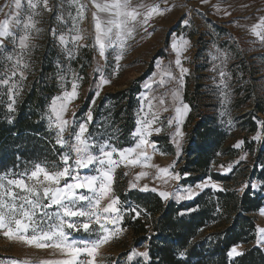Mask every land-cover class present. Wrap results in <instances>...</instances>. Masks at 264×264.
Masks as SVG:
<instances>
[{
	"label": "rangeland",
	"instance_id": "1",
	"mask_svg": "<svg viewBox=\"0 0 264 264\" xmlns=\"http://www.w3.org/2000/svg\"><path fill=\"white\" fill-rule=\"evenodd\" d=\"M6 1L9 0H0V25L6 19L10 21L8 34L0 37V107L12 119L25 95L35 87L36 95L42 97L37 109V123L48 134L46 138L52 141L53 150L58 155L57 162H48L46 167L36 165L25 170L0 172V212L5 214L6 221L12 215L9 206H14L15 219L28 224L26 235L31 236L33 230L37 234L56 231L62 224L68 242L80 248L109 232L114 233L97 249L94 257L80 252L75 264H127L136 254H142L147 244L136 246L131 230L124 225L132 206L120 198L123 189L155 192L164 202H169L172 199L193 200L207 189L225 188L224 183L205 177L203 172L198 181L191 182L189 177L198 173L180 171L185 160L189 159L187 155H192L189 150L190 128L206 117H212L215 127L224 132V147L236 151L232 156H219L206 172L236 173V177H242L240 173H249L247 182L254 191L260 190L263 183L252 178L251 174L260 173L264 178V114L257 112L259 106L264 107V0L193 3L130 0L127 10L138 13L135 20L116 15L121 9L111 5L117 0H101L100 5H109V9L103 12L96 7L95 0L94 3L92 0H62L58 10L35 12L28 4L25 11L11 10L1 17ZM152 8H157L160 14L153 13L145 23ZM127 19L131 23L122 27L109 23ZM129 30L131 35L127 34ZM25 37L26 46L22 47L21 41ZM173 44L177 47L173 48ZM177 59L180 65H177ZM181 67L187 71L182 73ZM143 75L132 107L135 125L132 144L117 148L111 141L116 140L114 131L120 128L123 118L116 121V106L107 100L96 117L93 109L100 99H106L107 93L128 89ZM101 80L110 83L102 84ZM73 85L77 93L75 97L71 95ZM161 87L164 94H156ZM89 93L92 98L88 108L84 109ZM183 105L189 110L184 111L181 118L176 109H183ZM244 114H250V118L242 121ZM190 115L193 118L187 128L185 125ZM251 121L256 122L255 131H251ZM92 124L94 127L90 131ZM60 128H63L62 132ZM142 140L146 142L141 143ZM77 148L81 151L78 152ZM127 149L135 151L129 153L125 151ZM105 150L112 153L111 160L105 156ZM86 156H92L94 160L87 167L78 165L77 160ZM133 159L136 164L129 163ZM37 166L49 174L62 172L65 168L68 173L59 177L58 183L45 180L43 174L37 181L31 178ZM161 169L168 171L164 173ZM104 172L112 176L111 182ZM91 176L99 177L93 185L96 191L77 187L71 190L74 193L71 198L64 193L61 195L65 196L62 202L73 210L94 215L65 216L63 209L55 204L52 209L45 208L51 200L43 196L44 187L52 190L51 196L56 188L83 183L85 177ZM20 179L40 191V197L9 183ZM101 181L107 185L108 192L100 210L93 212L90 207L94 196L101 193ZM145 186L147 190H144ZM245 187L246 183H242L234 189ZM160 193H167V198ZM24 196L39 201L31 220L21 215V205L24 210L33 211L21 199ZM79 196L87 199L79 200ZM113 200L125 203L121 211L105 212ZM117 203L113 205L115 209ZM139 215L135 213V217ZM253 217L257 225V239L253 246L264 251V233L260 232L264 229V203ZM69 223L77 225V234H72L74 228H69ZM85 223L89 225L87 231L83 228ZM9 226L15 230L14 222ZM5 230L0 229V264H53L72 259L59 248L36 247L9 239L4 235ZM245 247L233 248L242 253ZM232 249L230 258L237 256L230 255Z\"/></svg>",
	"mask_w": 264,
	"mask_h": 264
},
{
	"label": "trees",
	"instance_id": "2",
	"mask_svg": "<svg viewBox=\"0 0 264 264\" xmlns=\"http://www.w3.org/2000/svg\"><path fill=\"white\" fill-rule=\"evenodd\" d=\"M145 75L136 79L128 89L107 93L106 99H100L93 109L96 117L100 107L109 100L116 106L115 118L122 124L111 141L117 148L132 144L134 119L132 107L140 83ZM35 87L25 95L16 115L9 119L0 107V172L25 170L36 165L47 166L48 162H57L58 155L53 150V143L48 134L37 123L42 97L36 95ZM36 95V96H35ZM92 94L89 93L84 109L88 108ZM257 112L264 114V107ZM189 116L185 127L192 122ZM250 114H244L242 121ZM251 131L257 128L251 121ZM94 125L90 126L92 131ZM191 129L189 150L192 154L180 169L182 173H198L189 180L196 182L201 174L225 184L223 190L207 189L193 200L164 202L155 192H142L136 189H123L120 198L132 209L139 211L135 217L132 211L125 216L124 225L131 230L134 244H147L142 254H136L127 264H264V251L253 243L257 239V225L253 214L263 207L264 178L260 173H252L263 183L259 191H254L249 173L222 175L206 172L211 163L219 156H232L236 152L231 147H224V132L214 125L212 117H206L194 123ZM51 138V137H49ZM54 142V141H53ZM58 149L59 147L56 146ZM202 173V174H203ZM241 180V181H239ZM246 183L242 190L234 187ZM245 245L240 255L229 257V251L236 246Z\"/></svg>",
	"mask_w": 264,
	"mask_h": 264
},
{
	"label": "snow or ice",
	"instance_id": "3",
	"mask_svg": "<svg viewBox=\"0 0 264 264\" xmlns=\"http://www.w3.org/2000/svg\"><path fill=\"white\" fill-rule=\"evenodd\" d=\"M130 3V0H123V3L120 2V0H117V2L113 5H111V7L116 8V9H121V11L117 12L116 15H123L125 17H131L132 20H135L136 16L138 15V13L135 10H131L128 11V5ZM15 6L17 8L20 7V2L19 0H15ZM34 6V5H33ZM45 6H46V0H45ZM97 8L100 9V11H107L109 9V5L105 4V5H100L97 4L96 5ZM153 13H159V10L157 8H152L147 16L145 17V23L147 22V19L149 17L152 16ZM29 21L31 22V18H29ZM10 21L9 20H4L3 25H0V37L6 36L8 34L7 32V28L9 25ZM109 23H116L117 27H122V25L127 24V20L122 21V22H115V21H109ZM27 26V25H26ZM259 27V25L257 26ZM100 25L97 24V29L99 30ZM108 31L110 32L111 29H108ZM123 31V29H122ZM253 31L255 32L256 35H260L259 32H256L255 28L253 29ZM128 35H131V31L129 30ZM27 39V37H25L22 41H21V46H26L24 41ZM77 39H82V37H77ZM262 39H264V37H262ZM61 40H63V37H61ZM187 43V42H185ZM177 46L175 44H173V48H176ZM101 48H103V44H101ZM101 54H103V52H101ZM177 65H180V60L177 59L176 61ZM187 69H184L181 67V72L184 73L186 72ZM102 84H108L110 83V81L108 80H101ZM73 97H75L77 95L76 91H75V85H73V92L71 94ZM96 95H99V92L96 93ZM55 110V109H54ZM188 106L187 105H183V109L181 108H177L176 111L177 113L181 116V118H183V112L187 111ZM58 118H59V114ZM63 123H67V121H63ZM59 127V125H57ZM85 129L82 126L81 127V132H83ZM60 131H63V128H60ZM77 140H80V137H77ZM81 143H84L83 141H80ZM146 141H141V143H145ZM140 145H137V147H139ZM177 147H179V145H177ZM237 147H239V144L237 145ZM77 151H81L80 148H77ZM129 153L134 152L135 149H127L125 150ZM124 153L121 152V156H123ZM105 156L109 157V160H111V156L112 153L111 152H106ZM65 160H67V158H65ZM94 160V157L92 156H86L83 159H78L77 160V164L78 165H82L84 167H87L92 161ZM101 164L104 163L103 160L100 161ZM129 163L131 164H136L137 161L135 159L130 160ZM144 166H148V165H144ZM162 172L167 173V169H161ZM68 173V169L65 168L62 172H57L55 174H49L43 167L37 166L36 169L34 171H32L31 173V178L34 180L39 181V177L41 174H43L44 179L45 180H49L52 181L53 183H58V178L65 176ZM107 180L109 182L112 181V176L109 175L108 172H104L103 174ZM141 175H144L143 173ZM174 178H178V177H174ZM97 179H99V177L96 176H91V177H85L83 183H77V184H66L64 188H56L53 191V194L50 196V190L48 187H44L43 188V196L47 197L51 200V204H55L58 205L60 208L63 209V213L65 216H85L88 215L89 217H91L92 215H94V213L92 212H85L83 210L80 211H75L73 210L71 207H69L67 204L63 203V199L65 198V196H62L61 193H64L68 198H71L72 196H74V193H72V189L77 188V187H88L89 190L92 191H96L95 188H93L94 183L97 181ZM10 184L16 185L17 187L23 189L25 192L27 193H32L33 195H35L36 197H40L41 193L40 191H38L35 187H29L25 181L23 179L20 180H11L9 181ZM204 185H200V187H203ZM213 187H216V185H212ZM147 190V186H145V189ZM99 191L101 192L102 196H106L107 192H108V187L107 185H105L103 183V181H101V185H100V189ZM161 196H163L165 199L167 198V193H160ZM14 196V194H13ZM15 198V196H14ZM21 199H23L29 206L30 208L33 210L32 212H30L29 210H24L23 206L21 205V215L24 218H27L28 220H31V216L34 214V210L39 206V201L38 200H31L28 199L27 196L21 197ZM79 200H85L87 199V197L85 196H79L78 197ZM100 203V199L97 198L96 202H95V206H98ZM117 203V201L113 200L112 204H110L107 208L104 209L105 212L108 211H118L117 209H115L113 207V205ZM46 206H51V205H46ZM10 209V213H12L10 220L6 221V217L5 214L0 212V229H6L4 231V235L9 238V239H17L20 240L26 244L29 245H35L36 247H54V248H59L62 251L66 252L70 257H72V259L70 260H64V261H56L53 262V264H75V260H76V256L80 253V252H87L89 256H95L97 249H99L102 245H104L105 243H107L109 241V239L111 238V236L114 235V233H107L103 236H101L99 239H97L96 241L92 242L90 245H86L84 248H80L78 246H76L75 243H69L68 242V236L65 234V232L63 231V226L62 224L57 226L56 231H49V232H41L40 234H37L35 230H33V234L31 236L26 235L27 229H28V224L24 223L21 219H15V212H14V206H9ZM132 211L134 213H136V215H139L138 212H136V209H132ZM97 222H99V216L97 215L96 217ZM10 222H14L16 227L15 230H13L10 226L9 223ZM69 228H76L77 225L74 223H69L67 225ZM89 225L87 223L83 224V228L87 231L88 230ZM103 227V226H101ZM117 231H120V229H117ZM261 233H264V229H260ZM46 241H50L51 243H45ZM231 254H236V255H240L241 253L237 252L236 248L232 249ZM142 255L147 256V253H143Z\"/></svg>",
	"mask_w": 264,
	"mask_h": 264
},
{
	"label": "crops",
	"instance_id": "4",
	"mask_svg": "<svg viewBox=\"0 0 264 264\" xmlns=\"http://www.w3.org/2000/svg\"><path fill=\"white\" fill-rule=\"evenodd\" d=\"M60 1H62V0H46V6H45V0H19L20 7L17 8L15 6V0H9V1H6L8 3L5 6V10L3 11V13H1V17H3L5 14L9 13V11H11V10L12 11L13 10L25 11L28 8V4L33 7L32 10L35 12L45 13V12L58 10L59 9L58 6L61 4ZM95 1L97 2V4L103 3V1H101V0H99V1L95 0ZM154 1L162 2V3H178V2H180V3H186V2L193 3L195 1L200 2L203 0H154ZM106 2H107V0H106ZM92 3H94V0H92ZM9 7H10V9H9ZM13 12H15V11H13ZM104 19H106V18H104Z\"/></svg>",
	"mask_w": 264,
	"mask_h": 264
},
{
	"label": "built area",
	"instance_id": "5",
	"mask_svg": "<svg viewBox=\"0 0 264 264\" xmlns=\"http://www.w3.org/2000/svg\"><path fill=\"white\" fill-rule=\"evenodd\" d=\"M127 23H131V20H130V19H127ZM155 71H156V69H155ZM164 92H165L164 88L161 87V88H159V89L156 91V94L162 95V94H164ZM106 152H110V150H105L104 153H106ZM87 154H88V155H91L89 152H88ZM97 198L100 199V203H99L98 206H95V207H94ZM104 201H105V196H102L101 193L96 194V195L94 196V199L92 200V205H91V207H90V208H91V211H93V212H98V211L100 210L101 206L103 205ZM124 204H125V203H124L122 200H120V201L117 203V210H118V212L121 211V207H122V205H124ZM46 205H51V206H46ZM46 205H45V208H49V209L54 208V204L47 203ZM71 232H72V234L74 235V234H77V233H78V230H77L76 228H74V229L71 230Z\"/></svg>",
	"mask_w": 264,
	"mask_h": 264
}]
</instances>
